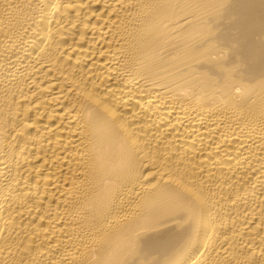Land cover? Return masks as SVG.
I'll list each match as a JSON object with an SVG mask.
<instances>
[{"label":"bare ground","instance_id":"1","mask_svg":"<svg viewBox=\"0 0 264 264\" xmlns=\"http://www.w3.org/2000/svg\"><path fill=\"white\" fill-rule=\"evenodd\" d=\"M0 264H264V0H0Z\"/></svg>","mask_w":264,"mask_h":264}]
</instances>
